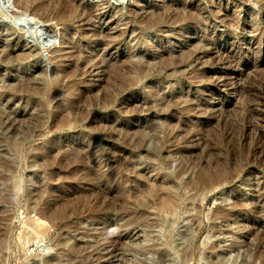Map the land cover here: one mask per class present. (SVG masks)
<instances>
[{"label": "rangeland", "instance_id": "374dc122", "mask_svg": "<svg viewBox=\"0 0 264 264\" xmlns=\"http://www.w3.org/2000/svg\"><path fill=\"white\" fill-rule=\"evenodd\" d=\"M16 3L17 2L15 0H0V87L2 88H0V96L2 98H0V104L4 106L3 107L0 105V109L2 107L4 108L0 110V114L3 113V125H0V200L2 198L3 199L0 201V208H5H2L3 210L0 209V220H2V222L0 221V227H2L0 228V239L2 237V239L0 240V245L3 246H0V264H55L56 261V264H78L79 261L81 264H84L85 262V264H156V262L157 264H179V260L181 261V259L182 261H188L187 263L185 261L184 263H182L181 261L180 264H239L243 261L241 259H243L244 257H246L244 258V260L246 261L252 259V261H249V263H252L254 254L258 256L257 254L260 252V257H258L264 260V81H261L264 80V13H262L260 10L259 0H76V4L91 8L93 19H91L90 17L88 19H91L93 21L90 20V22L88 21V19L86 20L85 16H87V14L84 13L86 14L84 15L82 13L80 15V18H83V22L81 21V19L79 20V18L75 19V25L73 28L68 29L69 31L63 25H58L55 20L49 21V23L47 22L44 24H38L39 27L42 25L45 29V32L49 34L48 40L40 38V34L38 32V38L36 39L34 34L28 31L31 26L33 27L34 24L38 22L37 18H32L31 16H29L23 17L24 19H21V21H19L18 18H20L19 16L21 14L17 16L20 10L17 7ZM193 10L195 12L194 14L191 13L193 12ZM14 11L18 13L14 14ZM161 11L164 12L162 13ZM188 12H190L189 15ZM155 13H157V15H154ZM82 15L84 16L82 17ZM152 15H154L156 19ZM158 15L161 18L163 17V20ZM177 15L180 16L178 17ZM185 15L188 16L186 17ZM176 16L178 17V19H180L179 21L181 24L178 23L179 21L178 19H176ZM189 16L190 18H188ZM158 19H160V22L163 24L158 22V25L157 21H155ZM155 25L157 26L155 27ZM3 34L5 36H3ZM12 34H14V36ZM80 34L82 36H80ZM84 34L86 35V37ZM108 34L111 36H109ZM107 35L109 36V41L106 38ZM210 38L215 41L213 44L208 45V40H210ZM119 39L121 42L119 41ZM102 40L105 42L100 46H95V44H93V42H102ZM111 40L114 41V43ZM69 41H71L72 43H70ZM74 45L77 47L81 46L79 48H82V51L84 50L83 54L85 53L84 55L89 60H97H92L93 63H89L90 66H88L87 70L90 67L88 71L90 75L87 73V76L90 77L85 76L83 79H78L79 81H75L76 88L73 89V92L74 95L77 96H72V98H69L70 95H68L70 103H75L74 109H77L78 107L81 108L79 111H81L82 117L84 119L82 118V120L78 124H74L70 128H66L65 130L64 128H62L61 130V128L59 129L53 124V121H55V119H59V114L56 113L55 110L61 104L62 106H64V104L66 103L65 101L67 100V94L64 95L62 93H58L54 97V99L50 100H47L45 98H43L42 100L41 96L43 95L38 94V98L36 99V94H33L32 90L28 86L34 88L36 83L40 81L41 83H43V85H45L44 89L46 88L45 90L49 91L56 87L55 84L59 85L58 83L60 82V79L58 77L61 76V67L69 65L71 62H73V58L71 59L65 57L63 59L65 61L63 63L64 65L56 64V67L60 66L56 68V57L60 56V54L61 56H68L70 52H72ZM202 46H204L205 48H202ZM21 47H23V49ZM5 48L7 50H5ZM30 48H32V50ZM206 48H211V50ZM57 49H60V51H58ZM29 50L38 51L36 52L37 54L39 53L38 58L34 57V59L29 58L24 59L23 61L20 60V62L18 61V64H16L17 60H19V58L23 59V55L29 52ZM184 50H186L184 54H181ZM190 50L192 52V55L190 57L192 60L188 58L185 64H181L179 61V59L181 58L180 55L185 56L186 53ZM1 53L5 54L2 55ZM17 55L19 58L16 57ZM96 56L99 58L101 56L104 57V64L107 67H113L114 64H116L114 67L121 65L124 66L127 64V62H129L128 64H137L138 62H140L141 67L145 66L142 67L143 76L140 80L142 84L137 83L133 87H128V89L124 91V93L119 92V94H117L118 91L115 89L116 84H112V81H110L112 80L111 76L108 78V75L106 77L103 74L104 72H102L105 70V65L103 64L102 68L100 69H96L95 67H93V64L99 60V58H97ZM220 56L221 58H219ZM138 57L143 58H141L142 62ZM165 57H167V59ZM195 57H197L198 60H196ZM207 57L211 58L207 60ZM52 59L55 62H53ZM121 59L123 61L125 60V64H123L124 62L122 63ZM164 59H166V61L169 59L167 64L165 63ZM176 59L178 60L176 62H179V65H174V63H172L171 61ZM136 60L139 61L137 62ZM143 60L145 61V63ZM199 60L202 61V63ZM115 61H119L117 62L118 64ZM187 61L192 64H186L188 63ZM217 61L220 64L217 63ZM11 62H14V64H11ZM120 63L121 65H119ZM171 63L176 67L173 68V65ZM152 64L154 65L153 68H151ZM211 64H213V66ZM10 65H12V68L10 67ZM15 66L18 69H16ZM166 66L169 69H166ZM158 67L160 68V71H157L159 70ZM147 68L149 71L147 70ZM199 68H201V70ZM145 69L146 72L144 73ZM90 70L93 72L91 73ZM108 70H110V67L108 68ZM194 71L196 75L193 73ZM130 74L131 76L136 75L134 74V71L132 72V70ZM152 74L153 76H151ZM204 74L206 76H204ZM2 76H4V78ZM41 77L45 79V81H41ZM198 77H200L201 79ZM107 78L109 80H107ZM22 79L23 81H25L24 83H26V81L28 82V84H25V86L28 85L26 86V88L30 89H27L28 93H26V91L21 95L17 94V96H13V98L12 96L7 95L6 92H8V90L6 89L11 88L13 84H15V86L24 85ZM31 79H33L31 81L32 84L29 81ZM1 80H5V82H2ZM54 81L57 83H55ZM105 81L107 83L106 86ZM252 81L254 82V86ZM258 81L259 83H257ZM46 82L47 84H44ZM3 83H5L6 85ZM95 83L97 84L96 86L94 85ZM2 84L6 88L2 86ZM243 84L245 85V87ZM8 85H10L11 87ZM150 85L151 87H149ZM7 86L9 88H7ZM251 87H254V89H252ZM256 87L258 90L256 89ZM102 88H104V92L102 91ZM130 88L132 92L129 91ZM148 88H151V90L149 91ZM99 89L102 92H100ZM113 89L115 91H113ZM154 89L156 90V92ZM243 89L245 90V92ZM253 91L255 94L253 93ZM2 92H5V95ZM92 92L95 93L93 94ZM115 92L117 94L115 95L116 101H114V103H112L111 105H108L106 98H109L110 94L114 95ZM249 92L255 95L254 96L252 94L254 98ZM86 93L92 94L89 95L90 98L88 95H86ZM32 96L33 98H35L34 100ZM86 96L88 101H86ZM91 96L93 100L91 99ZM101 96H103V98H101ZM178 97H180L179 100H176L178 99ZM27 98H29V100H27ZM246 98L249 100L247 101ZM24 99H26V101H24ZM78 99H82L81 103ZM83 99L85 101H83ZM162 99L164 100V102ZM9 100L12 101L8 103L7 101ZM40 100L43 102V104ZM44 100L47 101L45 102ZM76 101H78L79 103ZM168 102L171 104L168 105ZM174 102L178 104H174ZM85 103H87V106L85 105ZM90 103L92 104V106ZM39 105H41L40 108L38 107ZM43 105H45L46 107ZM84 105L86 108L84 107ZM112 105H114L115 107ZM172 105H175V107L178 105V107L175 108ZM101 106L104 108H101ZM169 106L172 107L170 108ZM52 107L55 108L53 109ZM32 108H38L40 109V111L36 109L38 110H34L36 114H31V112L33 111ZM122 108H124L125 110ZM132 108L134 111L132 110ZM7 109L8 111H11L8 112L6 111ZM45 109H49L47 110L48 112L45 111ZM118 110L120 111L118 112ZM28 111L31 112L29 113ZM63 111H61L60 113H62ZM4 112H6L8 115ZM28 113L33 117L36 116L37 119L31 117ZM37 113H39V115ZM251 113H254L255 115ZM4 114H6V117ZM83 114L87 116H83ZM37 115L39 116V118ZM56 115L58 116L56 117ZM4 117L8 120H6ZM246 117H248V119ZM240 120L244 122L242 123ZM34 123L37 124L38 129L36 128V125ZM43 123H45L46 127ZM164 123H167V128L169 126L168 123H170V126L171 124L172 126L174 125V129L172 128V126H169L170 129H167L165 127L166 124ZM33 124L34 126H32ZM40 124H43L42 129ZM92 125L94 126V129L92 128L91 130V127H93ZM96 126L98 128L100 127V130L97 129ZM43 127L45 128V130ZM160 127L164 129H161ZM53 128H56V132ZM178 128L180 130H178ZM235 129L237 130L235 131ZM138 131H141L142 134L144 132L146 133H144V135H146V142L145 145L141 148L132 147L134 146L133 139H135L136 135L137 137L140 135V133H137ZM48 132H50V134ZM164 132L166 133V135ZM171 132H175V134H177L173 135V133ZM167 134H170V136H168ZM191 136L193 138H191ZM24 137L26 138L24 139ZM166 137H169L168 140ZM262 139L263 141H261ZM128 140L130 141V143ZM131 141L133 142L132 146ZM260 142L262 143V145ZM146 143L148 144V146ZM147 147L153 150V157L151 155V151ZM137 149L139 151H137ZM41 150H43L45 153ZM141 150H144L143 152L145 154H143ZM148 150L150 151V153L147 152ZM72 152L76 154L79 153L81 155L88 154L89 159L93 160L90 161L92 162V164L90 163L87 166L86 163H83L84 165L83 167H81V163H71L72 161L70 162L68 158L71 157L70 155ZM130 152H132V154ZM126 157L129 159H127ZM48 158L50 160H48ZM130 159H134V161ZM164 160L166 161L164 162ZM155 161H157L158 163L152 164ZM147 162H149V164ZM215 162L217 164H215ZM69 163L72 170L67 167L69 166ZM40 164L42 165L40 166ZM133 164L134 166L136 165V167H134ZM218 164L219 168L217 166ZM203 165L206 167H204ZM7 166L10 169H7ZM43 166H46V169H44ZM209 166L212 167H210V171H221L222 169L224 170L221 171L223 172V174L219 181L220 184H217L214 187L215 190L207 194L208 197L204 198L205 201L203 199V196H201V199L203 201L199 198L200 193L196 192V190H184L182 187H178L181 184L185 185L186 181L191 176H195V173H192L193 170H195L196 172L198 168H208ZM215 166H217V168ZM49 167L50 169H48ZM66 167L68 168V170L66 169ZM156 167L159 168L155 169ZM121 168L124 170H121ZM88 169L90 170V173ZM160 169L162 170L161 172L163 174L160 172ZM181 169L186 172L181 175L182 179H179L180 181L178 179L175 180V178H177L176 176L179 175L177 174V171L178 173H180L182 171ZM59 170L64 171L61 172ZM75 170L77 171L75 172ZM79 170H81L80 172L84 171L82 172L83 175L79 172ZM86 170L88 171L86 172ZM115 171H118L117 174L122 177L120 178ZM225 172L227 175L225 174ZM66 173H69V177L66 175ZM135 173L136 175H138V177L135 176ZM137 173H139L140 175ZM160 174L162 175L160 176ZM124 175H126L127 178ZM156 175L158 176L157 179L159 185L163 184L167 186L168 189H170L171 187H177L176 189H179V193L181 194L180 196H182L180 197V208L176 206L175 208L177 209H172L173 213L170 211H163V213L162 211L157 210L155 206H151L152 208H150V206H147L149 209H147L146 206H142L144 209L142 207H139L140 209H137L138 207L135 206V209L133 208L134 206L132 204L130 205L129 203L128 205L130 206H126V209L130 211L126 212L124 210V213L121 210L119 202H117L115 198L117 197V194L113 192V189L121 190L125 187V190L133 188L135 190H139L144 186L143 184L146 183L147 185V183H153L156 179L154 176ZM228 175L233 176L231 178ZM139 178L141 179V181L144 179L142 181L143 183L138 180ZM62 179L65 180L63 181ZM100 179H102V181ZM170 180L172 181L171 183L169 182ZM96 181L98 182V184ZM127 181H129L128 183L131 184L130 186ZM159 181H163L162 184L159 183ZM221 182H225L226 184H223ZM124 183L128 185H125ZM168 185H170V187ZM219 185L220 188H218ZM106 186L107 188H105ZM135 186H137L138 188H135ZM74 187H76V191L72 194L69 193L73 191ZM83 187L86 189H84ZM216 188L218 190H216ZM107 189H110V192H108ZM104 192H106V195H103L105 194ZM162 192L165 193L166 191H161V194H164ZM29 193L31 194V196L28 195ZM46 193L47 195L52 196L51 199L45 195ZM57 193L58 196H56ZM96 193L97 195L99 194L100 197L99 195L97 196ZM1 194L6 196L7 198L2 196ZM38 194H41L40 197H38ZM81 194H86L87 196H85L87 198L84 195L81 196ZM91 194L94 197H92ZM195 194L199 196H195ZM74 195L78 197H73ZM34 197L37 201L40 202H37ZM82 197H85L86 200L90 199L89 204L91 206H89L88 204L85 207H82L83 211L81 210L82 208L78 210L80 212L79 214L77 210H73V208L75 209L77 204H75V207H73V204L78 202L77 200ZM95 197L98 199L95 200ZM45 198L47 200H45ZM67 198H69L68 201L63 200H67ZM102 199L107 200V202H101ZM35 201L40 205H38ZM111 202L113 204L116 203L114 204L115 206L111 205ZM64 203L66 205H63ZM192 204L194 210H198H192ZM92 205H95L94 207L96 209ZM194 205L198 208H195ZM69 206H71V208ZM57 207H63V209H66L67 207L69 208V210L68 208L66 209V211L68 212V219H64V223L61 221L55 222L50 218H45V220L41 217V213L43 214L44 208L46 210L48 209L47 212L50 213V211L52 212V210H57ZM153 207L155 208L153 209ZM31 208H33V210ZM141 208L143 210H141ZM71 209L72 212L70 211ZM89 209H91L90 212L93 211L91 212V214H89ZM118 209L120 210V212H118L119 214L114 213L119 211ZM46 210L44 212H46ZM102 210H104L105 213H103L104 211ZM108 210L110 212H107ZM196 211H198V213ZM100 212L102 214H100ZM130 212L132 213V215L135 213L133 217ZM4 213L5 215L2 216ZM9 213H11L12 216H10L11 214ZM139 213L142 218L140 217ZM174 213L176 214L173 216ZM196 214L197 216H195ZM216 214H219L220 217ZM38 215H40L39 219L37 218ZM69 215H73V217H69ZM121 215L124 216L122 217ZM136 215L139 216H137L138 219L134 218L136 217ZM144 215L145 217H148L144 219ZM8 216H10L11 218ZM196 217L198 218L196 219ZM93 218L96 219L94 220ZM127 218L130 219V222H135L133 223L134 226H132V222L130 224ZM48 219H50L51 221H49ZM68 220L69 222H67ZM198 220L200 221L196 222ZM32 221H34L36 224ZM39 221H41L40 223L44 222V225L42 224V226ZM138 221L139 223H137ZM142 221L146 222L144 223ZM25 223H29L31 227ZM196 223H198L197 225L200 228H198L197 225L195 226ZM199 223L202 224V229L200 226L201 224ZM55 224L58 228L55 226ZM50 225L53 227H51ZM40 226L42 227L40 228ZM60 226H64V229ZM66 226L69 227L67 228ZM190 227H192L194 230H192V228ZM196 227L197 230H195ZM185 229L188 231L190 230L191 233L186 231ZM1 230L3 231V233H1ZM33 230L37 232H34ZM117 230H120L121 235H119L120 233ZM42 231L46 232L44 233ZM122 231H124V233ZM198 231L199 233H197ZM4 233L9 234L5 235ZM114 233L115 235H118V237L113 236ZM254 234L257 236H255ZM192 235L194 239L193 241H191L192 238H190ZM185 236L188 237V239L186 238L187 241L185 239L182 240ZM114 240H116L117 242ZM178 240H180V243L182 241L184 242L179 244ZM189 240L191 242H188ZM259 240L262 241L260 245L258 244L260 242ZM3 241L4 244H1V242ZM183 243L185 244L183 245ZM186 243L189 245L192 244V247L188 246ZM217 243L219 246L217 245ZM57 244H59V246ZM177 244L183 247H181L180 251V247ZM175 245L177 247H175ZM258 245L259 247H263L258 248ZM80 246L86 247H84L83 250H87L88 252L85 251L87 254L81 249L82 247L80 248ZM94 247H97L98 249ZM114 247L116 249H113ZM76 249L79 250L76 251ZM205 249L209 252H203V250ZM249 249L252 251H250ZM259 249L261 250L259 251ZM81 250L84 257L81 256ZM95 250L96 252L92 253V251L94 252ZM212 250L214 251V254ZM253 250L256 252L254 253ZM74 252H77L80 255ZM88 253H90V256L88 255ZM73 254L75 256H72ZM186 254L189 255L185 258L184 256ZM76 255H79L80 258ZM86 255L87 259H84L86 258ZM114 255H116L115 259H113ZM157 255L159 257L161 256L160 259ZM216 255L219 257V259H217L218 257ZM81 257L83 260H81ZM162 257H164L163 260L161 259ZM187 258L192 259L189 261V259ZM158 259L159 261L162 260V262H158ZM212 259L215 260L216 263L215 261H211ZM254 264H262V262L255 259Z\"/></svg>", "mask_w": 264, "mask_h": 264}, {"label": "bare ground", "instance_id": "6f19581e", "mask_svg": "<svg viewBox=\"0 0 264 264\" xmlns=\"http://www.w3.org/2000/svg\"><path fill=\"white\" fill-rule=\"evenodd\" d=\"M17 3V7L19 8V10H20V12H19V14L17 15V16H19L20 14L22 15H20L19 17L20 18H18L19 19V21H21V19H24L23 17H29V16H31L32 18H37L38 19V22L36 23V24H34V26L32 27H30L29 29H28V31H30V33L32 32L33 34H34V36L36 37V39L38 38V36H37V32L40 34L39 36H40V38H42V39H46V40H48V38H49V34H47L46 32H45V29H44V27L41 25L40 27L38 26V24H44V23H49V21H54L55 20V22L56 23H58V25L59 24H61V25H63L65 28H67V30L68 29H71V28H73L74 27V25H75V19H77V18H79V20L81 19L80 18V15L83 13H86L87 14V16H85V19L87 20L89 17L91 18V19H93V17H92V13H91V8H89V7H86V6H80V5H78V4H76V0H15ZM94 1V0H93ZM124 2V1H123ZM125 3V2H124ZM259 4H260V10H261V12L262 13H264V0H259ZM87 6H89V5H87ZM16 7V8H17ZM15 8V9H16ZM96 8V7H95ZM99 8V7H98ZM189 10V9H188ZM16 11V10H15ZM14 11V14H16V13H18V12H15ZM170 11V10H169ZM191 11V10H190ZM162 12V11H161ZM164 12V11H163ZM162 12V13H163ZM167 12V11H166ZM186 12V11H185ZM159 13H160V11H159ZM158 13V14H159ZM169 13V12H168ZM189 13L190 12H188V15H189ZM191 13H195L194 12V10H193V12H191ZM86 14H84V15H86ZM165 14H167V13H165ZM165 14H164V16H165ZM187 14V13H186ZM84 15H82V17L84 16ZM154 15H157V13H155ZM154 15H152L154 18H155V16ZM162 15V14H161ZM187 15V16H188ZM159 16V15H158ZM167 16V15H166ZM178 16V15H177ZM176 16V17H177ZM180 16V15H179ZM178 16V17H179ZM182 16H183V14H182ZM186 16V15H185ZM186 16V17H187ZM160 17V16H159ZM159 17H157V18H159ZM178 17L176 18V19H178ZM185 17V18H186ZM194 17V16H193ZM195 17H196V15H195ZM194 17V18H195ZM161 18V17H160ZM164 18H166V17H164ZM184 18V17H183ZM188 18H190V16L188 17ZM191 18H192V16H191ZM83 19V18H82ZM81 19V21L83 22V20ZM90 19V20H91ZM156 19V18H155ZM162 20H163V17L161 18ZM89 19H88V21H90ZM175 20V19H174ZM180 19H178V21H179ZM183 20V19H182ZM189 20V19H188ZM87 21V22H88ZM91 21H93V20H91ZM90 21V22H91ZM153 21V20H152ZM155 21H157V23L158 22H160L161 20L160 19H158V20H155ZM154 21V22H155ZM190 21V20H189ZM201 21V20H200ZM89 22V23H90ZM163 22V21H162ZM165 22H166V20H165ZM182 22H184V21H182ZM186 22V21H185ZM188 22V21H187ZM85 23V22H84ZM153 23V22H152ZM156 23V24H157ZM161 23V22H160ZM173 23V22H172ZM178 23H180V21L178 22ZM263 23H264V21H263ZM55 24V23H54ZM79 24V23H78ZM82 24V23H81ZM151 24V23H150ZM155 24V23H154ZM153 24V25H154ZM161 24H163V23H161ZM165 24V23H164ZM175 24H177V23H175ZM181 24V23H180ZM83 25V24H82ZM158 25H159V23H158ZM62 26V27H63ZM157 25H155V27H156ZM168 26H169V24H168ZM63 27V28H64ZM83 27H85V26H83ZM81 28V27H80ZM80 28H79V30H80ZM147 28H148V26H147ZM82 29V28H81ZM151 29V28H150ZM154 29H156V28H154ZM23 30V29H22ZM74 30V29H73ZM76 30V29H75ZM148 30V29H147ZM152 30H153V28H152ZM151 30V31H152ZM157 30H158V28H157ZM69 31V30H68ZM82 31V30H81ZM108 31V30H107ZM27 32V31H26ZM153 32V31H152ZM158 32V31H157ZM1 33V32H0ZM85 33V32H84ZM106 33H108V32H106ZM110 33V32H109ZM82 34V33H81ZM80 34V36H82ZM87 34V33H86ZM1 35V34H0ZM13 36H14V34H12ZM85 35V34H84ZM83 35V36H84ZM88 35V34H87ZM105 35V34H104ZM109 35V34H108ZM106 36V38H107V40L109 41V39H108V37L109 36H111V35H109V36ZM3 36H5L4 34H3ZM2 36V37H3ZM1 37V36H0ZM7 37V36H6ZM22 37V36H21ZM30 37V36H29ZM85 37H86V35H85ZM105 37V36H104ZM119 37V36H118ZM122 37V36H121ZM31 38V37H30ZM105 38V39H106ZM112 38V37H111ZM114 38V37H113ZM212 38V37H211ZM210 38V40H208L209 42H208V45H211V44H213L214 43V41L215 40H212ZM214 38V37H213ZM14 39V38H13ZM17 39V38H16ZM104 39V38H103ZM115 39H116V37H115ZM208 39V38H207ZM84 40V39H83ZM118 40V39H117ZM116 40V41H117ZM23 41V40H22ZM112 41V40H111ZM119 41H120V39H119ZM70 43H72L71 41H69ZM68 42V43H69ZM104 42L105 41H103L102 40V42H93V44H95V46H100L101 44H104ZM113 43H114V41H112ZM121 42V41H120ZM110 43V42H109ZM119 43V42H118ZM15 44V43H14ZM19 44V43H18ZM27 44V43H26ZM24 45V44H23ZM110 45V44H109ZM204 45H205V43H204ZM207 45V44H206ZM9 46V45H8ZM69 46V45H68ZM70 46H72V45H70ZM104 46V45H103ZM212 46H214V45H212ZM12 47H17V46H12ZM24 47V46H23ZM23 47H21L22 49H23ZM79 47H81V46H79ZM79 47H77V46H75L74 45V47H73V50H72V52H70V54L68 55V56H66V55H64V56H61V54H60V56H57L56 57V63H55V67H56V64L58 65H64L63 63L65 62L63 59L66 57V58H73L72 59V61L73 62H71L70 64H69V62H68V64L69 65H66V66H62L61 67V76H56V77H58L59 79H60V82L58 83L59 85H57V84H55L56 85V87H54L52 90H45L44 89V86L45 85H43V83H41L40 81H38V83H36V85L34 86V88L33 87H31V86H28V85H26V86H28L31 90H32V93L33 94H36V99L38 98V94L39 95H43V96H41V98H42V100H43V98H45V99H47V100H50V99H54V97L58 94V93H62V94H64V95H66L67 96V100L65 101L66 103L64 104V106H62V104H61V102H60V104L61 105H59V107H57L56 108V113H58L59 114V116L58 115H56V117L58 116L59 117V119H55V121H53L54 123V125L57 127V128H61V130H62V128H64V130L66 129V128H70L72 125H74V124H78L81 120H82V114H81V111H79L81 108H75L74 109V105H75V103L73 102V103H70V100H69V98H72V96L73 97H76L77 95H74V92H73V89L74 88H76V82L75 81H77L78 79H83L85 76L86 77H90V76H87V73H88V71H89V69H90V67H89V69L87 70V68H88V66H90V64L91 63H93L92 62V60L93 61H96V60H94V59H88V58H86V56L83 54V51L81 50L82 48H79ZM206 47H210V46H206ZM19 48V47H18ZM72 48V47H71ZM201 48V47H200ZM202 48H205L204 46H202ZM14 49H17V48H14ZM31 50H32V48H30ZM206 49H210L211 50V48H206ZM5 50H7L6 48H5ZM4 50V51H5ZM9 50V49H8ZM21 50V49H20ZM26 50V49H25ZM31 50H29V52H27L25 55H23V59H21V58H19L18 57V55L16 56V57H18L19 58V60H17V62H16V64H18V61L20 62V60H24V59H31V58H33L34 59V57L35 58H38V54L36 53V52H38V51H35V50H33V51H31ZM58 50V49H57ZM56 50V51H57ZM62 50V49H61ZM69 50V49H68ZM189 50V49H188ZM204 50V49H203ZM11 51V50H10ZM14 51V50H13ZM23 51V50H22ZM58 51H60V49L58 50ZM186 50H184L183 51V53H181V54H184V52H185ZM199 51V50H198ZM209 51V50H208ZM6 52V51H5ZM40 52V51H39ZM63 52H65V51H63ZM63 52H62V54H63ZM206 52V51H205ZM8 53V52H7ZM19 53V52H18ZM59 53V52H58ZM197 53V52H196ZM2 55H4L5 53H1ZM23 54V53H22ZM103 54H105V53H103ZM194 54H195V52H194ZM209 54V53H208ZM219 54V53H218ZM217 54V55H218ZM228 54V53H227ZM21 55V54H20ZM191 55H192V52H191V50L189 51V52H187L186 53V55L184 56V55H180V59H179V61H180V63L182 64V63H184L185 64V62H186V60L189 58V59H191L190 57H191ZM220 55H222V54H220ZM1 56V55H0ZM6 56V55H5ZM22 56V55H21ZM20 56V57H21ZM85 56V57H84ZM100 56V55H99ZM105 56V55H104ZM183 56V57H182ZM194 56V55H193ZM202 56V55H201ZM12 57V56H11ZM10 57V58H11ZM15 57V58H16ZM97 57V56H96ZM127 57V56H126ZM199 57V56H198ZM203 57H204V55H203ZM202 57V58H203ZM215 57V56H214ZM223 57V56H222ZM233 57V56H232ZM7 58V57H6ZM5 58V59H6ZM97 58H99V57H97ZM128 58V57H127ZM139 59H141L140 57H138ZM166 59H167V57H165ZM168 58H170V57H168ZM196 58V60H198L197 59V57H195ZM201 58V59H202ZM211 58V57H210ZM210 58H208L207 57V60L208 59H210ZM218 58V57H217ZM219 58H221V56L219 57ZM3 59H4V57H3ZM8 59H9V57H8ZM53 59H54V57H53ZM52 59V60H53ZM71 59H70V61H71ZM129 59V58H128ZM143 59V58H142ZM142 59H141V62H142ZM166 59H164L165 60V63L167 64L168 63V60L166 61ZM170 59H172V58H170ZM175 59V58H174ZM204 59V58H203ZM202 59V60H203ZM232 59V58H231ZM1 60H2V58H1ZM11 60V59H10ZM9 60V61H10ZM130 60V59H129ZM128 60V61H129ZM192 60V59H191ZM195 60V61H196ZM224 60V59H223ZM223 60H222V62H223ZM233 60V59H232ZM7 61V60H6ZM8 61V62H9ZM16 61V60H15ZM21 61V62H22ZM27 61V60H26ZM121 61H122V63L125 61H123L122 59H121ZM137 61V60H136ZM139 61V60H138ZM137 61V62H138ZM144 61V60H143ZM172 61V63H174V65H179L178 63L179 62H176V61H178L177 59L176 60H171ZM200 61V60H199ZM198 61V62H199ZM53 62H55L54 60H53ZM91 62V63H90ZM106 62H107V60H106ZM116 62V61H115ZM117 62H119V61H117ZM116 62V63H117ZM127 62V61H126ZM133 62V61H132ZM136 62V63H137ZM188 63H186V64H192V63H189V61H187ZM193 62H194V60H193ZM197 62V61H196ZM201 63H202V61H200ZM209 62H210V60H209ZM212 62V61H211ZM225 62V61H224ZM230 62V61H229ZM14 64V62H11V64ZM90 63V64H89ZM105 63V59H104V57H100L99 58V60L97 61V62H95L94 64H93V67H95L96 69L98 68V69H100V68H102V65ZM129 62H127V64L126 65H121V63L119 64V65H121V66H116V67H114L116 64H114V66L112 67V66H109L108 64V66L110 67V70H108V68L109 67H107L105 64V70L104 71H102V72H104L103 74L107 77V75H108V78L111 76V78H112V80H110V81H112V84H116L115 85V89L118 91V93L117 94H119V92H123L124 93V91H126L127 89H128V87H133V86H135L137 83H141V78H142V74H143V70H142V67H145V66H142L141 67V63L140 62H138L137 64H135V63H132V64H128ZM144 63H145V61H144ZM163 63H164V61H163ZM162 63V64H163ZM171 63V64H172ZM213 63V62H212ZM217 63H219L218 61H217ZM10 64V63H9ZM8 64V65H9ZM20 64V63H19ZM112 64V63H111ZM110 64V65H111ZM118 64V63H117ZM123 64H125V62L123 63ZM160 64H161V62H160ZM169 64H170V62H169ZM180 64V65H181ZM206 64V63H205ZM216 64V63H215ZM220 64V63H219ZM223 64V63H222ZM221 64V65H222ZM113 65V64H112ZM128 65V66H127ZM143 65V64H142ZM173 65V64H172ZM173 65V68L174 67H176V66H174ZM210 65V64H209ZM212 66H213V64H211ZM232 65V64H231ZM230 65V66H231ZM12 65H10V67H11ZM14 66V65H13ZM152 66V67H151ZM150 67L151 68H153V64L151 65ZM165 66V65H164ZM169 66V65H168ZM191 66V65H190ZM197 66V65H196ZM201 66V65H200ZM229 66V65H228ZM58 67H60V66H58ZM58 67H56V68H58ZM107 67V68H106ZM112 67V68H111ZM163 67V66H162ZM187 67V66H186ZM195 67V66H194ZM199 67V66H198ZM203 67V66H202ZM225 67V66H224ZM12 68V67H11ZM15 68H16V66H15ZM92 68V67H91ZM154 68H156V67H154ZM166 69H169V68H167V66L165 67ZM16 69H18V68H16ZM95 69V70H96ZM158 69L159 70H157V69H154V70H157V71H160V68L158 67ZM200 70H201V68H199ZM198 69V70H199ZM9 70V69H8ZM60 70V69H59ZM94 70V71H95ZM131 70H132V72L134 71V74H136V75H134V74H132V75H134V76H131ZM147 70H148V68H147ZM179 70V69H178ZM178 70H176V71H178ZM181 70V69H180ZM91 71V70H90ZM149 71V70H148ZM162 71V70H161ZM202 71H203V69H202ZM19 72V71H18ZM93 71H91V73H92ZM146 72V69L144 70V73ZM156 72V71H155ZM183 72V71H182ZM185 72H186V70H185ZM199 72V71H198ZM10 73V72H9ZM20 73V72H19ZM59 73V72H58ZM179 73V72H178ZM194 74H195V71L193 72ZM196 73H197V71H196ZM200 73H201V71H200ZM89 75H90V73H88ZM100 74V73H99ZM150 74V73H149ZM159 74V73H158ZM161 74V73H160ZM203 74V73H202ZM101 75H102V73H101ZM157 75V74H156ZM196 75V74H195ZM198 75V74H197ZM208 75V74H207ZM148 76V75H147ZM151 76H153V74L151 75ZM181 76V75H180ZM204 76H206L205 74H204ZM203 76V77H204ZM3 78H4V76H2ZM6 77V76H5ZM61 77V78H60ZM145 77V76H144ZM143 77V78H144ZM183 77H185V76H183ZM58 78H57V80H58ZM107 78V80H109ZM146 78V77H145ZM198 78H200V77H198ZM89 79V78H88ZM92 79V78H91ZM188 79H190V78H188ZM192 79H194V78H192ZM201 79V78H200ZM202 79H204V78H202ZM251 79V78H250ZM250 79H248V80H250ZM25 80H27V79H25ZM33 79H31V80H29L30 81V83H31V81H32ZM35 80V79H34ZM45 81V79H43L42 77H41V81ZM67 80V81H66ZM105 80V79H104ZM103 80V81H104ZM199 80V79H198ZM259 80V79H258ZM2 81V80H1ZM17 81V80H16ZM20 81V80H19ZM22 81H23V79H22ZM66 81V82H65ZM79 81V80H78ZM189 81V80H188ZM256 81V80H255ZM260 81V80H259ZM259 81L257 82V83H259ZM262 82L264 81V80H261ZM2 82H5V80L4 81H2ZM21 82V81H20ZM25 81H23V83H24ZM36 82V81H35ZM40 82V83H39ZM55 82V81H54ZM89 82V81H88ZM92 82V81H91ZM109 82V81H108ZM142 82H143V80H142ZM253 82V81H252ZM1 83V82H0ZM30 83H29V85H30ZM33 83H34V81H33ZM55 83H57V82H55ZM90 83V82H89ZM93 83V82H92ZM91 83V84H92ZM102 83V82H101ZM105 83H106V81H105ZM145 83V82H144ZM143 83V84H144ZM248 83V82H247ZM3 84H5V83H3ZM2 84V86H4ZM13 84V83H12ZM17 84V83H16ZM18 84H21V83H18ZM25 84H28V82L26 81V83H24V85H17V86H15V84H13V88L10 86V85H8V86H10L11 88H9L8 86H7V88H9V89H6V90H8V92H6V94L7 95H9V96H12V98H13V96H17V94H23V92H26L27 91V89L28 90H30L29 88H26V86H25ZM32 84V83H31ZM44 84H47V82L46 83H44ZM103 84V83H102ZM109 84V83H108ZM111 84V85H112ZM142 84V83H141ZM264 84V83H263ZM1 85V84H0ZM6 85V84H5ZM87 85V84H86ZM95 86L97 85L96 83L94 84ZM93 85V86H94ZM99 85H101V84H99ZM107 85V83L105 84V86ZM110 85V86H111ZM118 85V86H117ZM145 85V84H144ZM148 85V84H147ZM244 85V84H243ZM248 85V84H247ZM246 85V86H247ZM258 85V84H257ZM15 86V87H14ZM110 86H107V87H110ZM242 86V85H241ZM249 86V85H248ZM253 86H254V82H253ZM260 86V85H259ZM259 86H258V89H259ZM5 87V86H4ZM103 87V86H102ZM106 87V88H107ZM147 87V86H146ZM149 87H151V85L149 86ZM244 87H245V85H244ZM1 88V87H0ZM6 88V87H5ZM137 88V87H136ZM252 88V87H251ZM262 88V87H261ZM2 89V88H1ZM108 89V88H107ZM149 89V88H148ZM241 89V88H240ZM246 89V88H245ZM252 89H254V87L252 88ZM256 89H257V87H256ZM257 89V90H258ZM5 90V91H6ZM104 90V88H102V91ZM109 90V89H108ZM133 90V89H132ZM151 90V88L149 89V91ZM155 90V89H154ZM153 90V91H154ZM244 90V89H243ZM250 90V89H249ZM264 90V89H263ZM1 91V90H0ZM3 91V90H2ZM99 91H100V89H99ZM102 91H100V92H102ZM106 91V90H105ZM113 91H115L114 89H113ZM113 91H111V92H113ZM129 91H131V88H130V90ZM73 92V93H72ZM104 92V91H103ZM110 92V91H109ZM132 92V91H131ZM155 92H156V90H155ZM244 92H245V90H244ZM252 92V91H251ZM3 93V92H2ZM26 93H28V91L26 92ZM30 93V92H29ZM85 93V92H84ZM93 93V92H92ZM95 93V92H94ZM93 93V94H94ZM150 93V92H149ZM250 93V92H249ZM253 93H254V91H253ZM253 93H250L251 95L253 94ZM4 95H5V92L3 93ZM61 94V95H62ZM83 94V93H82ZM81 94V95H82ZM108 94V93H107ZM116 94V92H115V94L114 95H112V94H108L110 97L109 98H106L107 99V104L108 105H111L112 103H114V101H116V97H115V95H117ZM126 94V93H125ZM255 94V93H254ZM253 94V95H254ZM68 95H70L69 96V98H68ZM86 95H92V94H87L86 93ZM103 95H105V94H103ZM252 95V96H253ZM29 96V95H28ZM34 96V95H33ZM33 96H32V98H33ZM107 96V95H106ZM150 96V95H149ZM246 96V95H245ZM244 96V97H245ZM250 96V95H249ZM255 96V95H254ZM254 96H253V98H254ZM0 98H1V96H0ZM22 98H23V96H22ZM63 98H64V96H63ZM79 98V97H78ZM82 98H83V96H82ZM89 98H90V96H89ZM101 98H103V96H101ZM100 98V99H101ZM104 98H105V96H104ZM125 98H126V96H125ZM131 98V97H130ZM177 98V97H176ZM179 98L180 97H178V99H176V100H179ZM2 99V98H1ZM35 98H33V100H34ZM91 99L93 100V98H92V96H91ZM247 99V98H246ZM245 99V100H246ZM251 99V98H250ZM5 100V99H4ZM7 100V99H6ZM27 100H29V98H27ZM30 100H31V98H30ZM46 100V101H47ZM69 100V101H68ZM72 100V99H71ZM79 100V99H78ZM82 100V99H81ZM81 100H79L80 101V103H81ZM90 100V99H89ZM104 100V99H103ZM163 100V99H162ZM166 100H168V99H166ZM176 100H174V101H176ZM249 99H247V101H248ZM12 101V100H11ZM10 100L9 101H7L8 103L9 102H11ZM17 101V100H16ZM24 101H26V99H24ZM41 101V100H40ZM45 101V100H44ZM45 101V102H46ZM83 101H85L84 99H83ZM86 101H88V99H87V96H86ZM91 101V100H90ZM105 101V100H104ZM171 101V100H170ZM15 102V101H14ZM29 102V101H28ZM34 102V101H33ZM37 102H38V100H37ZM42 102V101H41ZM44 102V103H45ZM62 102H63V100H62ZM76 102H78V101H76ZM163 102H164V100H163ZM173 102V101H172ZM181 102V101H180ZM179 102V103H180ZM6 103V102H5ZM51 103H52V101H51ZM57 103V102H56ZM55 103V104H56ZM79 103V102H78ZM166 103V102H165ZM176 102H174V104H175ZM42 104H43V102H42ZM46 104V103H45ZM49 104H50V102H49ZM87 103H85V105H86ZM89 104V103H88ZM91 104V103H90ZM94 104V103H93ZM167 104V103H166ZM169 104H171V103H169L168 102V105ZM176 104H178V103H176ZM1 106H3L2 104H0ZM14 105V104H13ZM37 105V104H36ZM52 105V104H51ZM79 105V104H78ZM85 105H84V107H85ZM115 105V104H114ZM114 105H112V106H114ZM126 105V104H125ZM128 105V104H127ZM158 105H160V104H158ZM167 105V106H168ZM6 106V105H5ZM31 106V105H30ZM40 106L41 105H39L38 107L40 108ZM43 106H45V105H43ZM55 106H57V105H55ZM76 106H77V104H76ZM80 106V105H79ZM87 106V105H86ZM91 106H92V104H91ZM93 106H95V105H93ZM107 106V105H106ZM105 106V107H106ZM164 106V105H163ZM172 106H174L175 107V105H172ZM171 106V107H172ZM180 106V105H179ZM4 107V106H3ZM2 107V108H3ZM46 107V106H45ZM83 107V108H84ZM109 107H111V106H109ZM108 107V108H109ZM115 107V106H114ZM124 107V106H123ZM127 107V106H126ZM170 107V106H169ZM170 107V108H171ZM176 107H178V105L176 106ZM175 107V108H176ZM1 108V109H2ZM6 108V107H5ZM48 108V107H47ZM53 108V107H52ZM55 108V107H54ZM53 108V109H54ZM86 108V107H85ZM84 108V109H85ZM89 108H91V107H89ZM101 108H104V107H102L101 106ZM131 108V107H130ZM168 108V107H167ZM169 108V109H170ZM0 109V110H1ZM4 109V108H3ZM33 109V108H32ZM36 109H38V108H35V109H33V111L31 112V114L32 113H34V114H36V112H34V110L35 111H40V109H38V110H36ZM43 109H44V107H43ZM63 109H64V111H63ZM106 109V108H105ZM122 109H124V108H122ZM129 109V108H128ZM42 110V109H41ZM47 110H49V109H47ZM46 109H45V111H47ZM89 110V109H88ZM104 110V109H103ZM107 110V109H106ZM125 110V109H124ZM132 110H133V108H132ZM165 110H166V108H165ZM2 111H4V110H2ZM6 111H8V109L6 110ZM9 111H11V110H9ZM8 111V112H9ZM61 111H63L62 113H60ZM86 111V110H85ZM120 110H118V112H119ZM129 111V110H128ZM131 111V110H130ZM134 111V110H133ZM132 111V112H133ZM29 112V111H28ZM29 112V113H30ZM43 112V111H42ZM41 112V113H42ZM48 112V111H47ZM46 112V113H47ZM51 112V111H50ZM126 112V111H125ZM251 112H252V110H251ZM4 113H6V112H4ZM28 113V114H29ZM40 113V112H39ZM39 113H37L38 115H39ZM54 113V112H53ZM127 113V112H126ZM166 113V112H165ZM249 113V112H248ZM3 114V113H2ZM2 114H0V121H1V123H0V125L2 124ZM7 114V113H6ZM6 114H4L5 115V117H6ZM33 114V115H34ZM121 114V113H120ZM124 114V113H123ZM129 114V113H128ZM251 114H254V113H251ZM8 115V114H7ZM30 115V114H29ZM37 115V116H38ZM126 115V114H125ZM168 115V114H167ZM171 115V114H170ZM249 115V114H248ZM255 115V114H254ZM31 116V115H30ZM51 116V115H50ZM50 116H49V118H50ZM83 116H87V115H84L83 114ZM172 116H174V115H172ZM251 116V115H250ZM4 117V118H5ZM31 117H33V116H31ZM43 117V116H42ZM54 117V116H53ZM169 117V116H168ZM3 118V119H4ZM33 118H36V116L35 117H33ZM38 118H39V116H38ZM41 118V117H40ZM48 118V119H49ZM52 118V117H51ZM85 118H87V117H85ZM167 118V117H166ZM173 118V117H172ZM171 118V119H172ZM247 119H248V117H246ZM6 119V118H5ZM31 119V118H30ZM37 119V118H36ZM35 119V120H36ZM44 119V118H43ZM54 119V118H53ZM84 119V118H83ZM96 119V118H95ZM174 119H175V117H174ZM173 119V120H174ZM245 119V118H244ZM250 119H251V117H250ZM6 120H8V119H6ZM5 120V121H6ZM243 120V119H242ZM246 120V119H245ZM11 121V120H10ZM33 121H34V119H33ZM42 121H44V120H42ZM41 121V122H42ZM48 121H50V120H48ZM52 121V120H51ZM84 121V120H83ZM95 121V120H94ZM241 121V120H240ZM31 122V121H30ZM39 122V121H38ZM101 122H102V120H101ZM166 122V121H165ZM242 122V121H241ZM244 122V121H243ZM242 122V123H243ZM248 122V121H247ZM6 123V122H5ZM11 123H12V121H11ZM35 123H37V122H35ZM34 123V124H35ZM47 123H49V122H47ZM46 123V124H47ZM83 123V122H82ZM95 123V122H94ZM97 123V122H96ZM172 123H174V122H172ZM246 123V122H245ZM9 124V123H8ZM8 124H7V126H8ZM13 124V123H12ZM34 124L32 125V126H34ZM44 125H45V123H43ZM42 124V125H43ZM100 124V123H99ZM98 124V125H99ZM102 124V123H101ZM104 124V123H103ZM164 124H166V128H167V123H164ZM3 125V124H2ZM10 125V124H9ZM14 125V124H13ZM36 125V128H37V124H35ZM39 125V124H38ZM42 125L40 124V126H41V129H42ZM53 125V126H54ZM107 125V124H106ZM105 125V126H106ZM163 125V124H162ZM168 125L170 126V123H168ZM176 125V124H175ZM50 126V125H49ZM52 126V125H51ZM76 126V125H75ZM75 126H73V127H75ZM82 126H83V124H82ZM93 126V125H92ZM161 126V125H160ZM168 126V128L170 129V127L172 126V124H171V126L169 127ZM174 126V125H173ZM173 126H172V128H173ZM5 127V126H4ZM10 127V126H9ZM45 127H46V125H45ZM107 127V126H106ZM122 127V126H121ZM236 127V126H235ZM238 127V126H237ZM11 128H12V126H11ZM17 128H18V125H17ZM16 128V129H17ZM19 128H20V126H19ZM32 128H34V127H32ZM44 128V127H43ZM49 128V127H48ZM88 128H89V126H88ZM92 128L94 129V126L93 127H91V130H92ZM96 128L97 129H99L97 126H96ZM161 128V127H160ZM167 128V129H168ZM171 128V129H172ZM177 128V127H176ZM232 128H233V126H232ZM239 128V127H238ZM14 129V128H13ZM38 129V128H37ZM50 129H51V127H50ZM54 129V128H53ZM56 129V128H55ZM55 129H54V131H55ZM77 129V128H76ZM104 129H106V128H104ZM161 129H164V128H161ZM174 129V128H173ZM172 129V130H173ZM231 129V128H230ZM44 130H45V128H44ZM48 130V129H47ZM60 130V131H61ZM72 130V129H71ZM74 130V129H73ZM100 130V129H99ZM101 130H102V125H101ZM140 130V129H139ZM177 130V129H176ZM178 130H180L179 128H178ZM232 130H234V129H232ZM237 129H235V131H236ZM32 131V130H31ZM54 131H53V133H54ZM95 131H98V130H95ZM143 131V130H142ZM174 131V130H173ZM234 131V132H235ZM52 132V131H51ZM56 132V131H55ZM122 132H123V130H122ZM132 132V131H131ZM177 132V131H176ZM233 132V131H232ZM49 134H50V132H48ZM137 133H140V135L137 137V135H136V137H135V139H133L132 141L134 142V146H132L133 145V142L131 141V146L132 147H135V148H137V147H143L144 145H145V139H146V135H144V133L142 134L141 133V131L139 132H137ZM136 133V134H137ZM165 133V132H164ZM166 133H167V131H166ZM166 133H165V135H166ZM171 133H173V132H171ZM27 134V133H26ZM125 134V133H124ZM130 134V133H129ZM146 134V133H145ZM175 134V132L173 133V135ZM177 134V133H176ZM175 134V135H176ZM237 134V133H236ZM132 135V134H131ZM134 135H135V133H134ZM168 135V134H167ZM232 135H234V134H232ZM25 136V135H24ZM28 136V135H27ZM127 136V135H126ZM168 136H170V134L168 135ZM234 136H236V135H234ZM173 137H175V136H173ZM262 137V136H261ZM261 137H259V138H261ZM26 137H24V139H25ZM125 138V137H124ZM131 138V137H130ZM133 138V137H132ZM167 138V140H168V138L169 137H166ZM165 138V139H166ZM187 138H188V135H187ZM191 138H193L192 136H191ZM128 139V138H127ZM171 139V138H170ZM125 141V140H124ZM129 141V140H128ZM261 141H263V139L261 140ZM163 142V141H162ZM167 142V141H166ZM165 142V143H166ZM169 142V141H168ZM129 143H130V141H129ZM128 143V144H129ZM259 143V142H258ZM261 143V142H260ZM127 144V143H126ZM125 144V145H126ZM147 144V143H146ZM163 144V143H162ZM48 145V144H47ZM46 145V146H47ZM258 145V144H257ZM261 145H262V143H261ZM53 146V145H52ZM147 146H148V144H147ZM163 146V145H162ZM50 147V146H49ZM54 147V146H53ZM128 147H130V146H128ZM127 147V148H128ZM55 148V147H54ZM124 148V147H123ZM148 148V147H147ZM258 148V147H257ZM50 149V148H49ZM132 149V148H131ZM149 149V148H148ZM165 149V148H164ZM44 150V149H43ZM43 150H41V151H43ZM127 150V149H126ZM130 150V149H129ZM144 150H146V149H144ZM143 150V151H144ZM150 151H151V155H152V157H153V154H152V151L153 150H151V149H149ZM147 151L148 153H150V151ZM167 150V149H166ZM255 150V149H254ZM71 151V150H70ZM79 151V150H78ZM113 151V150H112ZM119 151V150H118ZM123 151V150H122ZM131 151V150H130ZM133 151H134V149H133ZM135 151H136V149H135ZM137 151H139L138 149H137ZM142 151V150H141ZM142 151V152H143ZM162 151H163V149H162ZM39 152H40V150H39ZM38 152V153H39ZM44 152V151H43ZM68 152V151H67ZM66 152V153H67ZM114 152V151H113ZM112 152V153H113ZM159 152V151H158ZM166 152V151H165ZM42 153V152H41ZM45 153V152H44ZM73 153V152H72ZM71 153V157L70 158H68L69 159V161L71 162V163H77V164H80L81 163V167H83V165L86 163V165L88 166L90 163L92 164V162H90L92 159H89V157H88V154H85V155H81V154H79V153H73L72 154ZM116 153H117V151H116ZM115 153V154H116ZM128 153V152H127ZM131 154H132V152H130ZM133 153H135V152H133ZM138 153V152H137ZM148 153H147V155H148ZM154 153H156V152H154ZM160 153V152H159ZM159 153H157V154H159ZM40 154V153H39ZM70 154V153H69ZM143 154H145L144 152H143ZM156 154V155H157ZM43 155V154H42ZM65 155V154H64ZM120 155H123V154H120ZM128 155V154H127ZM137 155H139V154H137ZM162 155V154H161ZM49 156V155H48ZM47 156V157H48ZM68 156V155H67ZM117 156V155H116ZM130 156H132V155H130ZM135 156V155H134ZM140 156H142V155H140ZM39 157V156H38ZM50 157V156H49ZM64 157V156H63ZM118 157V156H117ZM125 157V156H124ZM123 157V158H124ZM129 157V156H128ZM136 157H138V156H136ZM162 157V156H161ZM62 158V157H61ZM119 158H121V157H119ZM123 158H122V160H123ZM127 158V157H126ZM146 158V157H145ZM165 158V157H164ZM163 158V159H164ZM47 159V158H46ZM60 159V158H59ZM65 159V158H64ZM68 159H67V162H68ZM127 159H129V158H127ZM152 159V158H151ZM150 159V160H151ZM183 159V158H182ZM182 159H181V161H182ZM48 160H50L49 158H48ZM55 160V159H54ZM124 160H126V159H124ZM130 160H133L134 161V159H130ZM129 160V161H130ZM146 160V159H145ZM148 160V159H147ZM153 160V159H152ZM151 160V161H152ZM47 161V160H46ZM60 161V160H59ZM62 161V160H61ZM64 161V160H63ZM93 161V160H92ZM158 161V160H157ZM157 161H155V162H153L152 164H155V163H158ZM160 161H161V159H160ZM159 161V162H160ZM163 161V160H162ZM166 160H164V162H165ZM122 162V161H121ZM128 162V161H127ZM5 163H7V162H5ZM40 163V162H39ZM44 163H47V162H44ZM43 163V164H44ZM63 163V162H62ZM65 163H66V161H65ZM64 163V164H65ZM84 163V164H83ZM130 163V162H129ZM148 164H149V162H147ZM161 163V162H160ZM181 163V162H180ZM182 164V163H181ZM215 164H217L216 162H215ZM4 165V164H3ZM42 164H40V166H41ZM48 165V164H47ZM66 165H67V163H66ZM206 165V164H205ZM213 165V164H212ZM49 166H51V165H49ZM61 166H62V164H61ZM60 166V167H61ZM73 166H74V164H73ZM77 166V165H76ZM76 166H75V168H76ZM133 166H134V164H133ZM149 166H151V165H149ZM157 166V165H156ZM159 166V165H158ZM161 166V165H160ZM163 166H166V165H163ZM197 166V165H196ZM199 166H201V165H199ZM198 166V167H199ZM204 166V165H203ZM208 166V165H207ZM214 166V165H213ZM218 166V168H219V164L217 165ZM217 166H215L216 168H217ZM6 167V166H5ZM46 167V166H45ZM44 166H43V168L44 169H46ZM52 167H53V165H52ZM59 167V166H58ZM65 167V166H64ZM68 168H70V163H69V166H67ZM66 167V169L68 170V168ZM71 167H72V165H71ZM134 167H136V165L134 166ZM155 167V166H154ZM194 167V166H193ZM204 167H206V166H204ZM198 168L197 170H196V172H195V170H193V172L192 173H195V176H191L190 178H188V180L186 181V183H185V185H183V184H181V185H183V186H178V187H182L184 190H186V189H194V190H196V192H199L200 193V196L199 195H196L195 194V196H199V198L201 199V196H203V199L204 198H206V197H208L207 196V194L208 193H210L211 191H213V190H215V186L217 185V184H220L219 183V181H220V179H221V176H222V174H223V172H221L222 170H224V169H222L221 171L220 170H215V171H210V167L211 166H209L208 168ZM214 167V168H215ZM9 167L7 166V169H8ZM56 168V167H55ZM62 168H63V166H62ZM85 168V167H84ZM129 168H131V167H129ZM157 168H159V167H156L155 169H157ZM162 168V167H161ZM212 168V167H211ZM213 168V169H214ZM221 168H222V166H221ZM10 169V168H9ZM48 169H50V167L48 168ZM51 169H53V168H51ZM57 169H59V168H57ZM71 169V168H70ZM78 169V168H77ZM83 169V168H82ZM163 169H164V167H163ZM66 170V171H67ZM72 170V169H71ZM89 170V169H88ZM88 170H86V172L88 171ZM121 170H124V169H122L121 168ZM126 170V169H125ZM131 170V169H130ZM129 170V171H130ZM137 170V169H136ZM159 170V169H158ZM165 170H166V168H165ZM182 171L180 172V173H178V171H177V174H179V175H177L176 177L177 178H175V180L176 179H182L181 177V175H183L184 174V172H186V171H184L183 169H181ZM59 171H61V172H63L62 170H59ZM77 170H75V172H76ZM81 170H79V172H80ZM127 171V170H126ZM135 171V170H134ZM133 171V172H134ZM157 171V170H156ZM155 171V172H156ZM162 170L160 169V172H161ZM74 172V171H73ZM82 172H84V171H82ZM82 172H80L81 174H82ZM116 172V171H115ZM132 172V171H131ZM158 172V171H157ZM227 172V171H226ZM226 172H225V174H226ZM54 173H56V172H54ZM65 173V172H64ZM89 173H90V170H89ZM118 173V171L116 172V174ZM162 173V172H161ZM235 173H236V171H235ZM69 174V173H68ZM68 174L66 173V175L68 176ZM72 174V173H71ZM115 174V175H116ZM137 174H139V173H137ZM159 174V173H158ZM157 174V175H158ZM163 174V173H162ZM162 174H160V176L162 175ZM191 174V173H190ZM230 174V173H229ZM232 174V173H231ZM57 175V174H56ZM62 175H63V173H62ZM83 175V174H82ZM118 175V174H117ZM140 175V174H139ZM154 176L156 179L158 178V176ZM192 175V174H191ZM227 175V174H226ZM72 176V175H71ZM85 176H88V175H85ZM114 176V175H113ZM119 176V175H118ZM117 176V177H118ZM125 177H126V175H124ZM123 176V177H124ZM135 176H137L138 177V175H136V173H135ZM166 176V175H165ZM224 176V175H223ZM228 176H230V175H228ZM232 176L233 175H231L230 177L232 178ZM46 177H47V175H46ZM69 177V176H68ZM84 177V176H83ZM107 177V176H106ZM111 177V176H110ZM109 177V178H110ZM120 177V176H119ZM122 177V176H121ZM120 177V178H121ZM136 177V178H137ZM167 177V176H166ZM169 177V176H168ZM194 177V178H193ZM226 177V176H225ZM50 178V177H49ZM61 178V177H60ZM65 178V177H64ZM100 178V177H99ZM109 178H107V179H109ZM112 178V177H111ZM127 178V177H126ZM135 178V177H134ZM149 178V177H148ZM173 178V177H172ZM193 178V179H192ZM227 178V177H226ZM54 179V178H53ZM56 179V178H55ZM59 179V178H58ZM70 179V178H69ZM68 179V180H69ZM104 179H106V178H104ZM115 179H116V177H115ZM143 179V178H142ZM155 179V181L153 182V183H147V185H146V183L145 184H143L142 186V188H140L139 190L138 189H127V190H125V187H124V189H121V190H117V189H113V192L115 193V194H117V197H115L116 198V200H117V202H119V204H120V206H121V210L125 213V211L127 212V211H130V210H127L126 209V206L128 207V206H130L131 204L134 206L133 208H135V206L136 207H138L137 209H140L139 207H142V206H150V208H152L151 206H155L156 207V209L157 210H159V211H164V212H166V211H170V212H172L174 209H177V208H175L176 206H178L179 208H180V205H181V198L180 197H182V196H180L181 194L179 193V189H176L175 187L173 188V187H171L170 189H168L167 188V186H165V185H163L162 184V182H160L159 181V183H161L162 185H159L158 184V179L156 180ZM163 179V178H162ZM190 179V180H189ZM225 179V178H224ZM51 180V179H50ZM63 181L65 180V179H62ZM67 180V179H66ZM71 180V179H70ZM74 180V179H73ZM101 181H102V179H100ZM111 180V179H110ZM110 180H108V181H110ZM127 180V179H126ZM125 180V181H126ZM135 180V179H134ZM139 181H141V179L139 178L138 179ZM144 180V179H143ZM142 180V181H143ZM154 180V179H153ZM167 180V179H166ZM169 180V179H168ZM175 180H174V182H175ZM179 180V181H180ZM98 181V180H97ZM96 181V182H97ZM105 181V180H104ZM112 181H114V180H112ZM131 181V180H130ZM132 181H133V179H132ZM138 181V182H139ZM141 181V182H142ZM148 181V180H147ZM129 181H127V183H128ZM135 182V181H134ZM138 182H136V183H138ZM146 182V181H145ZM152 182V181H151ZM170 183L172 182L171 180L169 181ZM168 182V183H169ZM173 182V183H174ZM178 182V181H177ZM51 183V182H50ZM49 183V184H50ZM73 183V182H72ZM87 183V182H86ZM89 183V182H88ZM93 183H95V182H93ZM100 183V182H99ZM106 183V182H105ZM131 183V182H130ZM143 183V182H142ZM141 183V184H142ZM166 183V182H165ZM221 183H223V182H221ZM75 184V183H74ZM91 184V183H90ZM97 184H98V182H97ZM104 184V183H103ZM125 184V183H124ZM129 184V183H128ZM128 184H125V185H128ZM167 184V183H166ZM223 184H226L225 182L223 183ZM8 185V184H7ZM92 185H94V184H92ZM131 184H129V186H130ZM136 185V184H135ZM138 185V184H137ZM146 185V186H145ZM173 185V184H172ZM177 185H179V184H177ZM176 185V186H177ZM77 186V185H76ZM81 186V185H80ZM86 186V185H85ZM89 186H91V185H89ZM141 186V185H140ZM169 187H170V185H168ZM224 186V185H223ZM61 187V186H60ZM73 187V186H72ZM82 187V186H81ZM96 187H97V185H96ZM95 187V188H96ZM108 187H109V185H108ZM111 187V186H110ZM221 187H222V184H221ZM63 188V187H62ZM84 188V187H83ZM94 188V187H93ZM105 188H107V186L105 187ZM116 188V187H115ZM122 188V187H121ZM127 188V187H126ZM129 188V187H128ZM135 188H138L137 186H135ZM218 188H220V185H219V187ZM50 189V188H49ZM70 189V188H69ZM68 189V190H69ZM84 189H86V188H84ZM97 189V188H96ZM99 189V188H98ZM111 189V188H110ZM110 189L108 190V192H110ZM38 190V189H37ZM66 190V189H65ZM68 190H67V192H68ZM83 190V189H82ZM162 190H164V191H166L165 193L164 192H162V193H164V194H161V191ZM216 190H218L217 188H216ZM35 191V190H34ZM54 191V190H53ZM76 191V187H74L73 188V191L72 192H69V193H74ZM80 191H81V188H80ZM92 191V190H91ZM38 192V191H37ZM78 192V191H77ZM32 193V192H31ZM51 193V192H50ZM83 193V192H82ZM85 193V192H84ZM91 193H93V192H91ZM105 194H103V195H106V192H104ZM113 193V194H114ZM9 194V193H8ZM41 194H42V192H41ZM40 194V195H41ZM64 194H65V192H64ZM86 194H88V193H86ZM85 194V195H86ZM100 194H101V192H100ZM114 194V195H115ZM198 194V193H197ZM2 195V194H1ZM29 196H31V194L29 193L28 194ZM33 195V194H32ZM39 195V194H38ZM40 195L38 196V197H40ZM44 195V194H43ZM46 196H48L50 199H51V197L52 196H50V195H47V193L45 194ZM54 195V194H53ZM67 195V194H66ZM70 195V194H69ZM84 195V194H83ZM82 194H81V196H83ZM84 195V196H85ZM92 195V194H91ZM96 195H97V193H96ZM99 195V194H98ZM97 195V196H98ZM109 195V194H108ZM112 195V194H111ZM110 195V196H111ZM2 196H4V195H2ZM34 196V195H33ZM36 196H37V194H36ZM56 196H58V193H57V195ZM76 195H74L73 197H75ZM87 196V195H86ZM85 196V197H86ZM101 196H102V194H101ZM116 196V195H115ZM4 197H6V196H4ZM63 197H64V195H63ZM67 197V196H66ZM72 197V198H73ZM76 197H78V196H76ZM80 197V196H79ZM85 197L83 198H79L77 201L78 202H76V203H74L73 205V207H75V204H77L76 205V207H75V209L73 208V210L74 211H76L77 210V212H79L78 210H80L82 207H85L86 205H88L89 204V200L90 199H88V200H86L85 199ZM91 197V196H90ZM92 197H94L93 195H92ZM99 197H100V195H99ZM106 197H108V196H106ZM105 197V198H106ZM113 197V196H112ZM7 198V197H6ZM29 198V197H28ZM35 198V197H34ZM43 198H44V196H43ZM42 198V199H43ZM87 198V197H86ZM198 198V199H199ZM3 199V198H2ZM1 199V200H2ZM8 199H9V196H8ZM38 199H40V198H38ZM49 199V200H50ZM52 199H54V198H52ZM57 199V198H56ZM59 199V198H58ZM68 199L69 198H67V200L66 199H63V200H65V201H68ZM96 199H98V198H96L95 197V200ZM101 199V198H100ZM99 199V200H100ZM107 199V198H106ZM109 199V198H108ZM0 200V201H1ZM29 200V199H28ZM35 200H36V198H35ZM45 200H47L46 198H45ZM74 200V199H73ZM76 200V199H75ZM93 200H94V198H93ZM202 200V199H201ZM8 201H10V200H8ZM37 201V200H36ZM35 201V202H36ZM62 201V200H61ZM71 201V200H70ZM69 201V202H70ZM92 201V200H91ZM102 201H106L107 202V200H104V199H102L101 200V202ZM109 201V200H108ZM114 201V200H113ZM203 201V200H202ZM204 201H205V199H204ZM29 202H31V201H29ZM37 202H40V201H37ZM36 202V203H37ZM46 202V201H45ZM50 202V201H49ZM52 202V201H51ZM54 202V201H53ZM60 202V201H59ZM64 202V201H63ZM68 202V203H69ZM74 202V201H73ZM97 202H98V200H97ZM101 202H99V203H101ZM110 202V201H109ZM116 202V201H115ZM9 203V202H8ZM67 203V202H66ZM93 203V202H92ZM98 203V204H99ZM104 203V202H103ZM112 203V202H111ZM130 203V205H128ZM198 203V202H197ZM196 203V204H197ZM38 204V203H37ZM58 204V203H57ZM107 204H109V203H107ZM114 204H116V203H114ZM113 203L111 204V205H114ZM118 204V203H117ZM194 204V203H193ZM193 204H192V208H193ZM199 204V203H198ZM197 204V205H198ZM38 205H40V204H38ZM49 205V204H48ZM61 205V204H60ZM59 205V206H60ZM63 205H66L65 203L63 204ZM68 205H70V204H68ZM95 205H97V204H95ZM94 205V206H95ZM100 205V204H99ZM105 205H106V203H105ZM34 206V205H33ZM42 206V205H41ZM51 206V205H50ZM71 206H72V203H71ZM71 206H69L70 208H71ZM89 206H91L90 204H89ZM93 206V205H92ZM93 206V207H94ZM103 206V205H102ZM101 206V207H102ZM115 206V205H114ZM117 206H119V205H117ZM116 206V207H117ZM195 206V205H194ZM43 207V206H42ZM66 207V206H65ZM64 207V208H65ZM88 207V206H87ZM97 207V206H96ZM105 207V206H104ZM103 207V208H104ZM132 207V206H131ZM155 207H153V209L155 208ZM197 206H195V208H196ZM2 208H4V207H2ZM2 208H0L1 210H3ZM34 208V207H33ZM33 208H31L32 210H33ZM35 208H37V207H35ZM39 208H41V207H39ZM47 208H48V206H47ZM58 208V207H57ZM68 208V207H67ZM66 208V209H67ZM95 208V207H94ZM98 208V207H97ZM102 208V209H103ZM106 208H108V207H106ZM105 208V209H106ZM111 208V207H110ZM109 208V209H110ZM113 208V207H112ZM133 208H130V209H133ZM143 208V207H142ZM141 208V210H143ZM198 208V207H197ZM5 209V208H4ZM45 209V208H44ZM43 209V214L41 213V217L42 218H50V219H52L53 221H55V222H57V221H61V222H63V220L65 219L66 220V218L68 219V212L66 211V209H63V207L62 208H58L57 210H55V211H53L52 210V212L50 211V213L49 212H47L48 211V209L46 210V212H44L45 210ZM50 209V208H49ZM52 209V208H51ZM86 209V208H85ZM96 209V208H95ZM100 209V208H99ZM115 209H117V208H115ZM119 209H120V207H119ZM118 209V210H119ZM136 209V208H135ZM134 209V210H135ZM147 209H149L148 207H147ZM146 209V210H147ZM173 209V210H172ZM202 209V208H201ZM35 210V209H34ZM68 210H69V208H68ZM82 211H83V208L81 209ZM90 210L91 209H89V212H90ZM92 210H93V208H92ZM125 210V211H124ZM192 210H194V208L192 209ZM195 210H198V209H195ZM194 210V211H195ZM38 211V210H37ZM71 212H72V209L70 210ZM69 211V212H70ZM98 211V210H97ZM102 211H104V210H102ZM112 211H114V210H112ZM116 211V210H115ZM121 211V212H122ZM199 211H201V210H199ZM1 212V211H0ZM4 212H6V211H4ZM35 212V211H34ZM39 212V211H38ZM38 212H37V214H38ZM91 212H93V211H91ZM91 212L89 213V214H91ZM107 212H110L109 210L107 211ZM118 212H120V210L119 211H117V212H114V213H118ZM122 212V213H123ZM144 212V211H143ZM142 212V213H143ZM163 212V213H164ZM197 213H198V211H196ZM221 212V211H220ZM7 213H8V210H7ZM83 213V212H82ZM103 213H105V211L103 212ZM131 213V212H130ZM168 213V212H167ZM173 213V212H172ZM171 213V214H172ZM223 213V212H222ZM9 214H11V213H9ZM69 214H73V213H69ZM79 214H80V212H79ZM100 214H102L101 212H100ZM110 214V213H109ZM119 214V213H118ZM121 214V213H120ZM129 214V213H128ZM135 214V213H134ZM133 214V215H134ZM144 214H147V213H144ZM176 213H174L173 214V216L175 215ZM226 214V213H225ZM5 215V213L2 215V216H4ZM8 215V214H7ZM75 215V214H74ZM78 215V214H77ZM127 215V214H126ZM130 215V214H129ZM128 215V216H129ZM131 215H132V213H131ZM133 215H132V217H133ZM139 215H140V213H139ZM164 215V214H163ZM167 215V214H166ZM169 215V214H168ZM216 215H218L219 217H220V215L219 214H216ZM222 215V214H221ZM224 215V214H223ZM10 216H12V214L10 215ZM10 216H8V217H10ZM40 215H38L37 216V218L39 219L40 217H39ZM72 217H73V215H71ZM70 215H69V217H71ZM79 216V215H78ZM81 216V215H80ZM83 216V215H82ZM101 216V215H100ZM122 216V215H121ZM124 216V215H123ZM122 216V217H123ZM137 216L138 215H136V217H134V218H137ZM142 216H143V214H142ZM195 216H197V214L195 215ZM1 217V216H0ZM91 217V216H90ZM93 217V216H92ZM108 217V216H107ZM117 217H120V216H117ZM139 217V216H138ZM140 217H141V215H140ZM144 217H145V215H144ZM143 217V218H144ZM146 217H148V216H146ZM146 217L144 218V219H146ZM222 217V216H221ZM5 218H6V216H5ZM11 218V217H10ZM10 218H8V219H10ZM75 218V217H74ZM87 218V217H86ZM97 218V217H96ZM95 218V219H96ZM142 218V217H141ZM198 217H196V219H197ZM7 219V220H8ZM50 219H48L49 221H51ZM70 219V218H69ZM88 219V218H87ZM91 219V218H90ZM94 219V218H93ZM94 219V220H95ZM104 219V218H103ZM128 219V218H127ZM138 219V218H137ZM148 219V218H147ZM195 219V220H196ZM6 220V219H5ZM46 220V219H45ZM71 220V219H70ZM98 220V219H97ZM129 220V222H130V219H128ZM191 220V219H190ZM194 220V221H195ZM1 222H2V220H0ZM4 221V220H3ZM29 221V220H28ZM36 221V220H35ZM52 221V222H53ZM147 221V220H146ZM145 221V222H146ZM155 221V220H154ZM192 221V220H191ZM200 220H198V221H196V222H199ZM30 222V221H29ZM32 222H34V221H32ZM41 221H39V223H40ZM67 222H69V220L67 221ZM95 222V221H94ZM129 222H128V224H129ZM132 222V221H131ZM131 222H130V224H131ZM142 222H144V221H142ZM141 222V223H142ZM144 222V223H145ZM35 223V222H34ZM34 223H32V224H34ZM44 223V222H43ZM43 223H40L41 225L43 224ZM50 223V222H49ZM60 223V222H59ZM64 223V222H63ZM70 223H71V221H70ZM133 223H135V222H132V226H134L133 225ZM137 223H139V221L137 222ZM136 223V224H137ZM155 223V222H154ZM192 223V222H191ZM202 223V222H201ZM201 223H199V224H201ZM9 224V223H8ZM25 224H28V226H30L29 225V223H25ZM36 224V223H35ZM39 224V225H40ZM45 224H46V222H45ZM61 224V223H60ZM127 224V223H126ZM151 224V223H150ZM156 224V223H155ZM198 223H196L195 224V226L197 225ZM7 225V224H6ZM37 225H38V223H37ZM44 225V224H43ZM42 225V226H43ZM51 225H52V223H51ZM50 225V226H51ZM58 225V224H57ZM69 225V224H68ZM141 225V224H140ZM1 226V225H0ZM27 226V227H28ZM34 226V225H33ZM42 226H40V228L42 227ZM55 226H56V224H55ZM54 226V227H55ZM127 226H129V225H127ZM192 226V225H191ZM201 226V229H202V224L200 225ZM3 227H4V225H3ZM10 227V226H9ZM31 227V226H30ZM36 227H38V226H36ZM51 227H53V226H51ZM57 227V226H56ZM60 227H62V226H60ZM64 227V226H63ZM62 227V228H63ZM67 227V226H66ZM69 227V226H68ZM67 227V228H68ZM131 227V226H130ZM137 227V226H136ZM197 227H198V225H197ZM197 227H196V229L195 230H197ZM0 228H2V227H0ZM6 228V227H5ZM58 228V227H57ZM190 228H192V227H190ZM195 228V227H194ZM198 228H200V227H198ZM10 229V228H9ZM28 229V228H27ZM26 229V230H27ZM43 229H45V228H43ZM64 229V228H63ZM188 229V228H187ZM255 229V228H254ZM7 230V229H6ZM29 230V229H28ZM27 230V231H28ZM35 230V229H34ZM33 230V231H34ZM42 230V229H41ZM47 230V229H46ZM186 230V229H185ZM192 230H194L193 228H192ZM2 231V230H1ZM9 231V230H8ZM30 231V230H29ZM32 231V232H33ZM39 231V230H38ZM78 231V230H77ZM117 231H119V233H120V230H117ZM127 231V230H126ZM186 231H188V230H186ZM185 231V232H186ZM257 231V230H256ZM34 232H37V231H34ZM42 232H44V231H42ZM46 232V231H45ZM44 232V233H45ZM123 233H124V231H122ZM188 232H190V230L188 231ZM196 232V231H195ZM1 233H3V231L1 232ZM117 233V232H116ZM118 233V234H119ZM187 233V232H186ZM191 233V232H190ZM197 233H199V231L197 232ZM209 233V232H208ZM255 233V232H254ZM5 234V233H4ZM6 234H9V233H6ZM5 234V235H6ZM38 234H40V233H38ZM42 234V233H41ZM113 234V233H112ZM188 234V233H187ZM186 234V235H187ZM258 234V233H257ZM4 235V236H5ZM119 235H121V233L119 234ZM185 235V234H184ZM197 235V234H196ZM255 235V234H254ZM8 236V235H7ZM19 236V235H18ZM111 236V235H110ZM113 236H117L118 237V235H115V233H114V235ZM255 236H257V235H255ZM6 237V236H5ZM4 237V238H5ZM112 237V236H111ZM196 237V236H195ZM261 237V236H260ZM4 238H3V240H4ZM181 238H182V236H181ZM188 239V237H183V239L182 240H186L187 241V239ZM190 238H192V240L191 241H193L194 239H193V235L190 237ZM263 238V237H262ZM1 239H2V237H1ZM0 239V240H1ZM108 239V238H107ZM112 239H114V238H112ZM257 239H258V237H257ZM111 240V239H110ZM109 240V241H110ZM119 240V239H118ZM262 240V239H261ZM261 240H259L260 242L258 243L259 245H260V243L262 242ZM114 241H116V240H114ZM179 242V244H181L182 242H184V241H182L181 243H180V240H178ZM190 240L188 241V242H191ZM117 242V241H116ZM123 242V241H122ZM121 242V243H122ZM247 242H249V241H247ZM4 244V241L3 242H1V244ZM114 243V242H113ZM120 243V242H119ZM210 243V242H209ZM212 243V242H211ZM115 244H117V243H115ZM185 243H183V245H184ZM187 244V243H186ZM204 244V243H203ZM207 244V243H206ZM255 244V243H254ZM58 246H59V244H57ZM120 245V244H119ZM178 245V244H177ZM188 246H191V245H189V244H187ZM217 245H218V243H217ZM217 245H216V247H217ZM259 245H258V248H260L259 247ZM1 247H3L2 245H0ZM115 246V245H114ZM179 246V245H178ZM205 246V245H204ZM213 246V245H212ZM219 246V245H218ZM234 246H235V244H234ZM244 246V245H243ZM253 246V245H252ZM76 247H78V246H76ZM82 246H80V248H81ZM85 246H83L81 249L83 250V248H84ZM175 247H177L176 245H175ZM180 247V249H179V251L181 250V247L182 246H179ZM192 247V246H191ZM190 247V248H191ZM214 247V246H213ZM232 247V246H231ZM237 247V246H236ZM247 247V246H246ZM263 247V246H262ZM261 247V248H262ZM86 248V247H85ZM94 248H97V247H94ZM121 248V247H120ZM120 248H119V250H120ZM183 248V247H182ZM184 248H185V246H184ZM238 248V247H237ZM237 248H236V250H237ZM253 248V247H252ZM252 248H250V249H252ZM264 248V247H263ZM89 249V248H88ZM93 249V248H92ZM98 249V248H97ZM96 249V250H97ZM113 249H116L115 247L113 248ZM194 249H196V248H194ZM217 249V248H216ZM216 249H215V251H216ZM235 249V248H234ZM239 249H240V247H239ZM249 249V250H250ZM77 250H79V249H76V251ZM82 250H81V256H83L84 257V255H83V252H82ZM90 250H91V248H90ZM94 250V249H93ZM96 250L93 252L92 251V253H95L96 252ZM155 250V249H154ZM185 250V249H184ZM189 250V249H188ZM192 250V249H191ZM233 250V249H232ZM235 250V251H236ZM261 249H259V251H260ZM264 250V249H263ZM72 251H73V248H72ZM84 251V250H83ZM85 251H87V250H85ZM84 251V252H85ZM158 251H160V250H158ZM195 251V250H194ZM204 251H208V250H203V252ZM248 251V250H247ZM250 251H252V250H250ZM254 251V250H253ZM88 252V251H87ZM91 252V251H90ZM111 252H112V250H111ZM164 252V251H163ZM187 252V251H186ZM190 252H192V251H190ZM209 252V251H208ZM212 252H213V254H214V251L212 250ZM211 252V253H212ZM218 252H219V250H218ZM256 251H254V253H255ZM74 253H76V254H79V253H77V252H74ZM86 253V252H85ZM110 253V252H109ZM115 253H116V251H115ZM156 253H158V252H156ZM167 253V252H166ZM239 253V252H238ZM261 253V252H260ZM260 253H258L257 255L259 256L260 255ZM263 253V252H262ZM79 254V255H80ZM87 254V253H86ZM90 253H88V255H89ZM111 254V253H110ZM203 254V253H202ZM240 254V253H239ZM250 254V253H249ZM78 255V256H79ZM119 255V254H118ZM160 255H161V253H160ZM164 255H166V254H164ZM189 254H186L184 257L186 258V256H188ZM192 255V254H191ZM263 255V254H262ZM72 256H75L74 254L72 255ZM77 256V255H76ZM77 256V257H78ZM90 256V255H89ZM88 256V257H89ZM91 256H92V254H91ZM96 256V255H95ZM158 256V255H157ZM213 256V255H212ZM211 256V257H212ZM217 256V255H216ZM220 256H221V254H220ZM222 256H223V254H222ZM243 256V255H242ZM241 256V257H242ZM258 256H256L255 254H254V256H253V262L252 263H249V261L251 260L252 261V259H250V260H248V261H246V260H244V258H246V257H244L243 259H241V260H243L242 262H240L241 264H254V261H255V259L256 260H260L261 262H262V264H264V260L263 259H261V258H259ZM115 257H116V255H114V258L113 259H115ZM159 257V256H158ZM161 257V256H160ZM160 257H159V259H160ZM181 257V256H180ZM192 257V256H191ZM218 257V256H217ZM239 257V256H238ZM250 257H252V256H250ZM73 258V257H72ZM79 258H80V256H79ZM90 258V257H89ZM117 258H118V256H117ZM163 258L164 257H162L161 259L163 260ZM183 258V257H182ZM213 258H215V257H213ZM84 259H87V255H86V258H84ZM92 259V258H91ZM120 259V258H119ZM159 259L157 260L158 262H162V260H160L159 261ZM187 259H189V258H187ZM192 259V258H191ZM191 259H189V261L191 260ZM217 259H219V257L217 258ZM216 259V260H217ZM52 260V259H51ZM77 260V259H76ZM81 260H83L82 259V257H81ZM100 260V259H99ZM223 260V259H222ZM240 260V261H241ZM53 261V260H52ZM56 261V260H55ZM86 261V260H85ZM181 261H182V259H181ZM180 260H179V264H180V262H181ZM186 263H187V261L186 260H184ZM184 261H182V263H184ZM211 261H215V260H211ZM57 262V261H56ZM56 262H55V264H56ZM83 262V261H82ZM219 262H220V260H219ZM79 263H80V261H79ZM78 263V264H79ZM86 263V262H85ZM84 263V264H85ZM185 263V264H186ZM190 263V262H189ZM215 263H216V261H215ZM224 263H225V261H224ZM239 263V264H240ZM260 263V262H259ZM51 264H53V263H51ZM81 264V263H80ZM156 264H157V262H156ZM161 264H164V263H161ZM209 264H211V263H209ZM238 264V263H237Z\"/></svg>", "mask_w": 264, "mask_h": 264}]
</instances>
